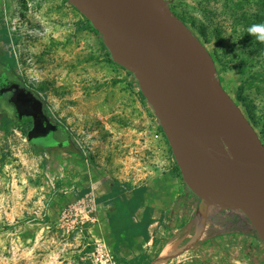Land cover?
I'll return each mask as SVG.
<instances>
[{
    "label": "rangeland",
    "instance_id": "1",
    "mask_svg": "<svg viewBox=\"0 0 264 264\" xmlns=\"http://www.w3.org/2000/svg\"><path fill=\"white\" fill-rule=\"evenodd\" d=\"M166 1L213 54L217 78L260 123L264 142V43L247 33L262 23L253 13L264 0ZM108 52L67 0H0V67L28 84L69 133L62 147L31 142L0 105V264H112L114 239L103 222L111 206L100 199L116 180L148 188L153 170L170 176L161 185L179 198L150 225L152 261L168 250L165 264H264V244L246 218L193 200L137 79ZM83 198L95 201L98 220L62 222V210Z\"/></svg>",
    "mask_w": 264,
    "mask_h": 264
},
{
    "label": "water",
    "instance_id": "2",
    "mask_svg": "<svg viewBox=\"0 0 264 264\" xmlns=\"http://www.w3.org/2000/svg\"><path fill=\"white\" fill-rule=\"evenodd\" d=\"M68 2L102 36L113 62L137 79L187 188L201 205L246 218L264 243V142L217 78L203 42L166 0ZM13 88L17 113L34 118L27 136L35 143L56 126L38 118L40 99Z\"/></svg>",
    "mask_w": 264,
    "mask_h": 264
},
{
    "label": "trees",
    "instance_id": "3",
    "mask_svg": "<svg viewBox=\"0 0 264 264\" xmlns=\"http://www.w3.org/2000/svg\"><path fill=\"white\" fill-rule=\"evenodd\" d=\"M257 13L258 12L253 13L254 17L259 18V21L264 23V7L262 6L259 9V14ZM87 22L89 26L94 29L90 21L87 20ZM94 30L96 31V29ZM108 55L110 60L113 61L110 52H108ZM0 60H5V58L0 57ZM214 60L216 63V59ZM6 119L10 125H16L27 134V129L24 126L25 123L23 122L22 124H18L17 117L15 115H8V117L6 116ZM248 119L251 121L254 127L260 125L256 119L250 116ZM2 128L3 126H0V129ZM66 134L67 135L62 139V144L66 143L69 139V133L66 132ZM178 170L180 171L179 167ZM147 192L148 188L146 186L134 187L130 184L121 183L116 180L113 182L111 192L103 195L100 199L111 206V209L108 213V221L111 228L112 237L114 239V257L118 264H149L151 262L149 255L145 253L141 254L138 260H129L119 256V248L121 243L127 242L130 245H133L137 237L142 236L145 239L149 238V227L154 222V218L152 207L146 205L145 203ZM137 214H140L139 219L136 217ZM253 232L255 234V238L260 243L264 244L254 229Z\"/></svg>",
    "mask_w": 264,
    "mask_h": 264
},
{
    "label": "crops",
    "instance_id": "4",
    "mask_svg": "<svg viewBox=\"0 0 264 264\" xmlns=\"http://www.w3.org/2000/svg\"><path fill=\"white\" fill-rule=\"evenodd\" d=\"M160 136V134H159ZM64 137L59 138L58 140L55 141V144H57L56 146H60L62 147V139ZM154 172L155 170L152 171V175L151 177H149V182L146 183L148 186V192L146 195V199H145V203L148 206H151L153 208V218L156 220L164 213L167 214V211H171L174 208V204H176L177 199L179 197H173L172 195H170V197L167 196V189L165 188V186H162L161 183H165L166 181H168V179L170 178V176H168V174L165 173H159L155 172V176H154ZM157 174V175H156ZM154 176V177H153ZM156 184H158L159 186H155ZM109 187H107L106 190H108ZM192 194V193H190ZM195 196V195H193ZM183 197H188V194L186 193ZM169 198V199H168ZM193 200H196L197 203H200V199L198 197H193ZM179 201V200H178ZM169 207V208H168ZM108 218H105L103 222H107ZM195 221V220H194ZM105 234L107 237H111V240H113L112 237V232H111V228L110 225L107 224L106 226V231ZM149 238L145 239L144 237H140L138 239L135 240V243L133 245H120V257H124L126 259L129 260H138L140 255L145 253L147 255H149L151 262H152V243H153V239H154V235L152 234V226L149 229ZM114 242V241H113ZM113 253V251H112ZM150 262V263H151ZM149 263V264H150Z\"/></svg>",
    "mask_w": 264,
    "mask_h": 264
},
{
    "label": "flooded vegetation",
    "instance_id": "5",
    "mask_svg": "<svg viewBox=\"0 0 264 264\" xmlns=\"http://www.w3.org/2000/svg\"><path fill=\"white\" fill-rule=\"evenodd\" d=\"M13 85H19V89H25L26 92H32L35 98H38L42 102V111L38 112V118L41 119L44 126H47L49 122L53 123L56 128L50 130L47 133L39 134L38 138H36L39 144H43V142L47 140H58L61 137L65 136V131L63 126L59 123H56L47 113L45 102L37 95V93L28 85L26 84L18 75L14 74L11 70H9L6 66L0 67V105L7 106L9 109L14 111L15 116L17 117V123L22 124L25 123L24 126L27 129V135L29 131L32 129L34 124V118L32 116H27L25 114H18L17 113V106L15 103L11 102L12 98L15 94V88H11ZM35 99L32 100L34 102Z\"/></svg>",
    "mask_w": 264,
    "mask_h": 264
},
{
    "label": "built area",
    "instance_id": "6",
    "mask_svg": "<svg viewBox=\"0 0 264 264\" xmlns=\"http://www.w3.org/2000/svg\"><path fill=\"white\" fill-rule=\"evenodd\" d=\"M157 120V119H156ZM158 121V120H157ZM159 137V134H157ZM96 204L94 200H86L85 198L77 201L76 203L67 206L62 210V222H71L73 225L81 222L92 221L95 222L98 220V215L96 212ZM102 244H99L98 251H101ZM107 261H110L112 264H118L114 255L112 253H106Z\"/></svg>",
    "mask_w": 264,
    "mask_h": 264
},
{
    "label": "clouds",
    "instance_id": "7",
    "mask_svg": "<svg viewBox=\"0 0 264 264\" xmlns=\"http://www.w3.org/2000/svg\"><path fill=\"white\" fill-rule=\"evenodd\" d=\"M247 33L258 43H264V23L252 24L247 28Z\"/></svg>",
    "mask_w": 264,
    "mask_h": 264
},
{
    "label": "bare ground",
    "instance_id": "8",
    "mask_svg": "<svg viewBox=\"0 0 264 264\" xmlns=\"http://www.w3.org/2000/svg\"><path fill=\"white\" fill-rule=\"evenodd\" d=\"M169 256H170V251L165 250L159 257L153 260L150 264H165V261L167 260Z\"/></svg>",
    "mask_w": 264,
    "mask_h": 264
}]
</instances>
